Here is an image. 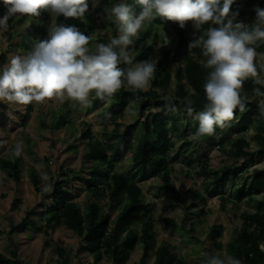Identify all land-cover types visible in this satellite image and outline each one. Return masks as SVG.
I'll list each match as a JSON object with an SVG mask.
<instances>
[{
	"label": "rangeland",
	"instance_id": "rangeland-1",
	"mask_svg": "<svg viewBox=\"0 0 264 264\" xmlns=\"http://www.w3.org/2000/svg\"><path fill=\"white\" fill-rule=\"evenodd\" d=\"M109 1L95 0L97 6L93 9L92 0H89V12L83 20L60 15L56 17L55 22L65 26H76L83 34L91 36L92 41L88 47L92 49L96 43H101L104 30L109 29V22L113 20L107 17L105 11L112 7ZM6 12L7 7L3 0H0V18ZM41 12L44 14L43 33L36 36L33 41L32 38H27L30 44L27 48L19 47L16 51H10L8 34H15L13 41L22 42L23 38L26 40L21 33L33 24L35 17L17 15L9 19L7 30H0V53L5 55V61L0 63V66L7 62L9 55H24L32 50L36 41L48 38V27L54 19L48 11ZM151 26L152 32L158 35L152 58L157 63H162L163 67L173 74L175 67H182L185 59L192 53L184 45L180 52L173 56L172 51L176 48L177 42L175 31L170 29L169 23L165 21L153 22ZM184 31L189 42L199 36L192 21L187 22ZM165 51L169 52L167 57L164 55ZM257 62L258 66L264 64V56L258 54ZM173 86L174 81L171 78V88ZM124 87L127 90H135L126 82ZM153 90L157 92V89ZM253 95L252 98H258V104L264 99ZM89 98L92 100L89 107H83L79 102L68 99L33 102L29 105L27 117H24L26 105L0 101V156L12 158L19 144L22 159L19 183H15L0 169V253L7 256L9 250L15 248L22 264H56L57 255L53 251L55 245L68 252V264L93 262L90 254L80 248V237L71 230L59 226L45 236L42 222L38 221V214L46 210L51 202L46 200L43 194L50 191L52 181L59 179L64 170L75 172L73 177L70 175L71 179L64 184V188L73 194V200L79 209L81 211L85 209L88 193L80 176L87 175L92 162L82 161L88 140H82L79 136L88 128L90 141H111L114 139L111 131L116 126L106 119L111 98L97 101L94 105L93 101L96 98L94 94ZM156 110L157 108L152 106L145 109L141 116L136 103L131 99L122 113L124 123L120 122L117 127L134 124L135 134L140 133V122ZM60 115H65L67 122L56 126V119ZM173 116L178 117L179 124L183 127L169 134L173 147L166 169L169 174V185L174 188L172 191L165 186L160 173L154 169L147 168L144 177H140L138 172H133L135 143L127 157L114 158L109 154V160L113 162L112 172L127 173L140 186L146 212L153 220L152 233L156 246L163 242L168 243L186 264H208L212 256H219L221 259L233 257L230 246L238 234L242 216L256 210L264 213V181L250 188L251 177L248 174L252 169H264V154H257L258 144L253 139L260 127L253 122L247 124L243 136L249 142L253 157L245 160L236 158L230 152L231 143L238 135L236 124L228 126L221 137L214 133L191 143L188 139L190 133L183 131L184 126L195 127L198 121L184 111L175 112ZM185 141L189 143L184 144ZM202 163H205V167ZM31 167L40 177L39 192L34 191L29 181ZM227 167L234 171V175L223 184L206 185L210 176L207 177L203 170L219 173L222 168ZM197 191L201 193L204 201L191 207L192 195ZM240 191L243 193L241 198L238 197ZM106 201L107 198H100L99 204L102 211L109 212ZM116 214V210L110 212V219H114ZM23 218L35 221L36 225L12 230ZM216 232L219 235H215ZM46 239L50 241L51 247L44 245ZM260 248L264 250V241ZM142 255V247L136 245L130 250L126 264H137L141 261ZM153 257L152 254L144 263L151 264ZM99 264L112 263L109 259L103 258Z\"/></svg>",
	"mask_w": 264,
	"mask_h": 264
},
{
	"label": "trees",
	"instance_id": "trees-1",
	"mask_svg": "<svg viewBox=\"0 0 264 264\" xmlns=\"http://www.w3.org/2000/svg\"><path fill=\"white\" fill-rule=\"evenodd\" d=\"M129 3L134 6V13L139 15L141 8L135 4V0H110L111 6L114 3ZM256 7L264 9V0H234L231 7L232 12H238L237 20L252 25L255 22ZM47 11V10H45ZM44 14L35 17L33 24L26 28L21 35L22 42L13 41L15 34H8L10 39V51H16L19 47L27 48L30 46L27 38H32L43 33L44 24H42ZM165 21L169 23L170 29L174 30L177 36L176 48L172 51V55L176 56L180 52L182 46L189 45V38L186 36L184 29H181L176 22L167 21L163 18H156L151 23H145L141 29L135 45L131 51L133 63L143 60H152V53L158 42V35L152 32L153 22ZM109 29L104 30L101 43H108L110 38L118 36V29L114 18L109 22ZM209 26L206 24L198 35H203ZM192 53L188 56L183 66H176L173 74L166 70L162 63H157L156 78L151 82V88L145 92L139 90H127L124 86L111 98V102L106 112V119L116 125L111 131L114 139L107 142L90 141V131L84 129L79 138L87 139L86 152L82 156L83 162H92L86 176H80L85 182L88 199L86 201L84 211L79 209L77 203L73 200V194L66 188L64 184L70 181V175H74L73 170H64L61 172L60 178L52 181L51 189L48 193H44L43 197L50 200V204L46 210L38 214V221L42 222L44 235L47 236L49 231H53L59 226L71 230L80 237V248L86 251L92 257L91 264H99L103 258H107L112 264H126L129 258V252L136 245L142 247V259L137 264H145L144 260L153 254L151 264H186L184 259L180 257L168 243H161L156 246V240L152 233L153 220L146 212V204L143 201V194L140 186L136 181L132 180L127 173H113V162L109 160V154L114 158L127 157L133 149L135 143V151L133 155V172H138L140 177L147 174V168L154 169L160 173V178L165 186L171 191L173 186L169 185V174L166 169L168 157L173 144L169 138L171 132L181 130L183 126L179 124L178 117H174L173 112L168 111L169 106H175L178 111H186V105L183 101L191 99V105L196 112L203 110V105L207 102L204 92V84L210 69H206L200 63L206 60L202 55V48L196 47L189 49ZM258 54L264 53V43H258L256 46ZM169 52L165 51L167 57ZM5 61V55L0 53V63ZM256 63L258 66L257 58ZM121 67H127L121 65ZM259 69V66H258ZM171 78L174 86L171 88ZM260 87L264 91V87L257 85L249 78L244 82L241 91L242 96H247L246 110L235 113V118L228 123L238 126V135L231 143V153L236 158L245 160L251 159L253 153L250 150L249 142L244 138L243 133L247 129V124L255 123L258 128L253 139L258 144L257 154H264V116L260 114L258 108V98H252L253 89ZM153 89H157L155 92ZM255 96V94L253 95ZM166 97L172 99V105ZM264 98V97H263ZM136 103L139 115H143L145 109L155 106L157 110L149 113L141 122V132H134V124H124L118 128L120 122L124 123L123 110L127 106L129 100ZM100 101L95 98L93 105ZM30 106L26 105L25 116H28ZM194 114V113H193ZM56 126L65 124L66 116L60 115L56 119ZM190 125L184 126V132L194 134L198 128ZM215 129V133L220 137L228 127ZM203 136L202 138H205ZM192 141L191 143H195ZM189 142H184L188 144ZM219 146V145H217ZM203 166L205 163H202ZM205 167V166H204ZM0 169L12 179L15 183H19L22 171V159L20 156L13 155L12 158L0 156ZM204 174L210 179L206 185L223 184L230 176L234 175L231 168H222L219 173L203 170ZM250 175V188L255 187L264 181V169H252ZM29 181L31 182L35 192H39L40 177L36 170L31 167L29 169ZM243 193L240 191L238 197L241 198ZM100 198H107L106 205L109 212L101 210L99 204ZM204 198L200 192H194L192 195L191 207L197 206L203 202ZM116 210L117 214L114 219H110L109 213ZM166 222V220H164ZM36 222L29 218H23L13 229H25L28 226H35ZM215 235H219L217 232ZM264 241V213L256 210L250 214L242 216V222L238 234L230 246V252L236 259L242 261V264H264V250L260 245ZM44 245L51 247L50 241L45 240ZM54 253L57 255L56 264H68L69 254L59 245L53 247ZM0 264H22L16 254V249L9 250L8 255L0 253Z\"/></svg>",
	"mask_w": 264,
	"mask_h": 264
},
{
	"label": "clouds",
	"instance_id": "clouds-1",
	"mask_svg": "<svg viewBox=\"0 0 264 264\" xmlns=\"http://www.w3.org/2000/svg\"><path fill=\"white\" fill-rule=\"evenodd\" d=\"M7 12L0 18V30H7L10 18L39 17L47 10L54 22L48 27V38L38 40L24 55H9L0 66V101L17 105L43 103L46 100L65 99L89 107L90 95L101 101L112 98L125 84L139 91H147L156 78L157 61L143 60L133 63L130 49L145 23L157 17L178 23L181 29L192 21L195 29L209 26L203 35L190 41L188 48H202L206 60L200 63L210 69L204 92L206 103L196 112L193 101L186 99V111L198 121V128L188 139L197 141L212 136L217 127L224 128L235 118V113L246 110L247 96H242L244 82L249 78L264 87V64L257 66L256 46L264 43V9L256 7L252 25L237 20L232 12L234 0H135L140 6L139 15L134 6L118 3L106 9L109 19L114 18L118 36L108 43H96L90 49L92 37L83 34L76 26L57 24L56 17L83 20L89 12V0H3ZM92 0L91 7H96ZM264 56V53L259 54ZM126 65L127 67H121ZM255 96L264 97L260 87L253 89ZM169 105L172 99L166 97ZM264 116V99L258 104ZM168 111L176 112L175 106ZM15 156L21 155L17 144ZM46 178V177H45ZM208 264H242L231 256L221 259L212 256Z\"/></svg>",
	"mask_w": 264,
	"mask_h": 264
}]
</instances>
